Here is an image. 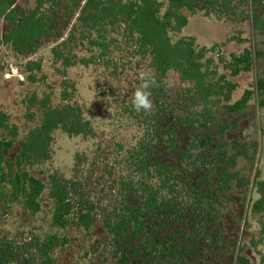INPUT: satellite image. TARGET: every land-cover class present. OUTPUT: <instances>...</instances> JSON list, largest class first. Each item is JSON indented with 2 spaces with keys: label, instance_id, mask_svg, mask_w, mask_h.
Returning a JSON list of instances; mask_svg holds the SVG:
<instances>
[{
  "label": "rangeland",
  "instance_id": "1",
  "mask_svg": "<svg viewBox=\"0 0 264 264\" xmlns=\"http://www.w3.org/2000/svg\"><path fill=\"white\" fill-rule=\"evenodd\" d=\"M17 6L29 11L35 7V0H17ZM78 16L69 21L62 36L42 40L36 52L23 56L2 42V36L11 31V26L6 21L0 23V110L7 113L11 125L19 129L14 145L5 151L14 172L19 170L16 159L22 143L43 123V100L47 96L51 98V106L56 108L66 103L62 98L66 90L71 96L68 103L84 110L96 133L95 137H70L58 130L54 133L50 159L24 167L45 184L39 199L41 210L37 214L21 204L0 201V242L10 240L19 257L9 264L37 259L36 241L43 242L51 234L68 239V244L53 254L56 264H124L121 257H128L137 244L130 235L122 243L115 242L106 221L113 219L119 202L121 178L134 171L127 151L145 134L144 118H139L138 122L127 111L134 110L131 101L133 92L142 82L139 73L148 71L154 75L151 58L141 55L135 42L122 33L110 34L108 38L114 37L116 42L103 56L104 52L91 48L79 35L78 41L70 45L71 53L66 52L74 65L66 68L62 61L56 60L53 50L70 37ZM172 37L194 40L204 47L212 61L209 67L237 84L231 100L220 107L213 126L204 130L193 127L178 130V152L192 148L190 162L207 167L195 173L189 168L186 179L190 178V182L204 186L217 196L220 215L213 234L219 233V239L215 245L202 247V254L196 258L183 261L171 256L165 261L149 262L137 258L128 264H242L241 257L248 260V264H264L261 261L264 215L252 212L258 198L256 184L264 180V107L260 105L258 91V83L264 77V55L258 56L264 53V36L255 30L251 20L199 10L189 14L188 25ZM246 49L252 52V67L248 72L233 76L232 56ZM90 58H95V63H82ZM29 67L33 69L31 72ZM30 75L34 76V82ZM166 82L167 89L161 98L156 86L151 89L154 105L156 102L190 105L191 98L184 93L192 84L183 81L178 72H169ZM246 90L252 91L248 105L241 111L230 112L228 106L238 101ZM204 135L207 137L199 140ZM4 137L7 132L0 129V140ZM158 157L175 168L180 161L179 156L164 150L158 151ZM223 172L239 174L244 186H239L236 180L221 182L219 175ZM53 174L65 183H79L70 200L75 207L73 213L83 202L94 207L89 231L78 225H70L65 230L53 227L55 204L50 196ZM169 230H172L171 225L165 232ZM210 236L206 234L208 241Z\"/></svg>",
  "mask_w": 264,
  "mask_h": 264
},
{
  "label": "trees",
  "instance_id": "2",
  "mask_svg": "<svg viewBox=\"0 0 264 264\" xmlns=\"http://www.w3.org/2000/svg\"><path fill=\"white\" fill-rule=\"evenodd\" d=\"M199 10L251 20L255 30L264 36V0H35V7L29 11L19 8L17 0H0V23L6 21L11 26V31L1 40L11 45L18 55L32 54L39 49L42 40L62 36L69 21L79 14L70 37L53 50L56 60L62 61L66 68L74 65L66 52L71 53L70 45L78 41L79 35L91 48L104 52L103 56L116 42L114 37L108 38L110 34L122 33L135 42L141 55L150 56L159 98L165 95L169 72H178L183 81L192 84L184 93L190 96V105L156 102L151 113L127 111L138 122L139 118H144L145 134L127 151L134 171L121 178L119 202L113 219L106 221L115 242L122 243L129 235L136 240L128 257H121L124 264L137 258L146 262L165 261L171 256L185 261L201 255L202 247L215 245L219 239V233L213 234L220 215L217 196L204 186L190 182V178L186 179L189 168L195 173L207 167L190 162L192 148L178 152L179 128L204 130L213 126L220 107L231 100L237 89V84L209 67L212 61L204 47L194 40L172 37L188 25L189 14ZM263 55L258 53V56ZM82 63H95V58L84 59ZM232 67L233 76L250 71L252 52L246 49L232 56ZM29 78L35 81L33 75ZM258 91L260 105L264 107V77L258 83ZM251 95L252 91L246 90L228 110L232 113L243 110ZM62 98L66 103L56 108L51 106L50 96L43 100V123L22 143L16 159L17 172L6 160L5 151L14 145L19 129L11 125L9 115L0 110V129L7 132V137L0 140V201L21 204L34 215L41 210L39 199L45 184L24 167L50 159L54 133L58 130L70 137L96 135L84 110L68 103L71 96L66 90ZM161 150L180 157L177 168L158 157ZM219 178L226 183L236 180L239 186H244L237 173L223 172ZM78 187L79 183H65L57 174L50 176V196L55 204L54 228L65 230L70 225H78L89 231L92 227L93 206L80 203L73 213L75 207L70 195ZM256 187L258 198L252 212L264 215V180L258 181ZM169 225L172 230L165 232ZM206 234L212 235L209 241ZM261 242L264 243V230ZM67 244V237L51 234L43 242L36 241L37 259H28L23 264H56L53 254ZM17 253L10 240L0 242V264L18 261ZM240 261L248 264L243 257ZM261 261L264 263V255Z\"/></svg>",
  "mask_w": 264,
  "mask_h": 264
},
{
  "label": "clouds",
  "instance_id": "3",
  "mask_svg": "<svg viewBox=\"0 0 264 264\" xmlns=\"http://www.w3.org/2000/svg\"><path fill=\"white\" fill-rule=\"evenodd\" d=\"M139 79L142 81L132 94V107L136 112H151L154 104L151 99V89L157 85L155 76L148 71L139 73ZM99 118V117H97Z\"/></svg>",
  "mask_w": 264,
  "mask_h": 264
}]
</instances>
